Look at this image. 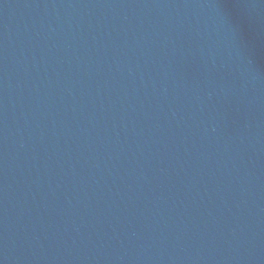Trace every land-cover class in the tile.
<instances>
[{"label": "water", "instance_id": "obj_1", "mask_svg": "<svg viewBox=\"0 0 264 264\" xmlns=\"http://www.w3.org/2000/svg\"><path fill=\"white\" fill-rule=\"evenodd\" d=\"M0 264H264V0H0Z\"/></svg>", "mask_w": 264, "mask_h": 264}]
</instances>
